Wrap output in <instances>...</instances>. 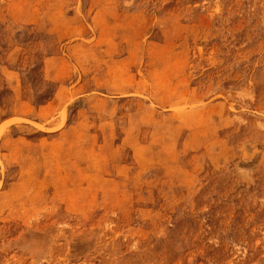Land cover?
<instances>
[{"label": "rangeland", "instance_id": "rangeland-1", "mask_svg": "<svg viewBox=\"0 0 264 264\" xmlns=\"http://www.w3.org/2000/svg\"><path fill=\"white\" fill-rule=\"evenodd\" d=\"M0 264H264V0H0Z\"/></svg>", "mask_w": 264, "mask_h": 264}]
</instances>
